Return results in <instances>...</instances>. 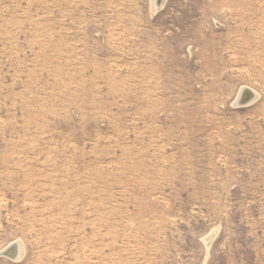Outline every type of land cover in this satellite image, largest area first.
Returning <instances> with one entry per match:
<instances>
[{"label": "rangeland", "instance_id": "374dc122", "mask_svg": "<svg viewBox=\"0 0 264 264\" xmlns=\"http://www.w3.org/2000/svg\"><path fill=\"white\" fill-rule=\"evenodd\" d=\"M154 3L0 0V264H264V0Z\"/></svg>", "mask_w": 264, "mask_h": 264}, {"label": "water", "instance_id": "95a60500", "mask_svg": "<svg viewBox=\"0 0 264 264\" xmlns=\"http://www.w3.org/2000/svg\"><path fill=\"white\" fill-rule=\"evenodd\" d=\"M157 3H159V5L161 4V0H157ZM244 95L242 96V98L239 100V104H244L246 103V100L243 98ZM14 245V244H13ZM15 253H16V248L14 246H12L11 248H9L8 250L5 251H0V257H8V258H13L15 259Z\"/></svg>", "mask_w": 264, "mask_h": 264}, {"label": "bare ground", "instance_id": "6f19581e", "mask_svg": "<svg viewBox=\"0 0 264 264\" xmlns=\"http://www.w3.org/2000/svg\"><path fill=\"white\" fill-rule=\"evenodd\" d=\"M154 1L155 0H153V5H155V3H154ZM162 1H164V0H162ZM159 4V3H158ZM244 95V99H248L249 97H248V94H247V91L246 90H244L243 92H242V95H241V97L238 99V101L242 98V96ZM249 96H251V95H249ZM213 236V232L210 234V236L209 237H212ZM9 249V248H8ZM8 249H5V250H8ZM5 250H3V251H5Z\"/></svg>", "mask_w": 264, "mask_h": 264}]
</instances>
